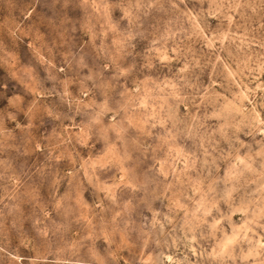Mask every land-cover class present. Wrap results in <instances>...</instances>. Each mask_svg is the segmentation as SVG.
<instances>
[{
  "label": "clouds",
  "instance_id": "clouds-1",
  "mask_svg": "<svg viewBox=\"0 0 264 264\" xmlns=\"http://www.w3.org/2000/svg\"><path fill=\"white\" fill-rule=\"evenodd\" d=\"M0 264H264V0H0Z\"/></svg>",
  "mask_w": 264,
  "mask_h": 264
}]
</instances>
